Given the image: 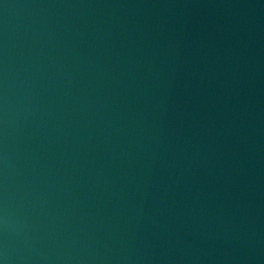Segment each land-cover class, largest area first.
<instances>
[{"label":"water","instance_id":"water-1","mask_svg":"<svg viewBox=\"0 0 264 264\" xmlns=\"http://www.w3.org/2000/svg\"><path fill=\"white\" fill-rule=\"evenodd\" d=\"M0 264H264V0H0Z\"/></svg>","mask_w":264,"mask_h":264}]
</instances>
